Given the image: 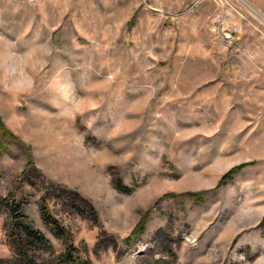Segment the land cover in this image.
Listing matches in <instances>:
<instances>
[{"label":"rangeland","instance_id":"obj_1","mask_svg":"<svg viewBox=\"0 0 264 264\" xmlns=\"http://www.w3.org/2000/svg\"><path fill=\"white\" fill-rule=\"evenodd\" d=\"M0 119V258L19 205L48 262L264 264V0H0Z\"/></svg>","mask_w":264,"mask_h":264},{"label":"trees","instance_id":"obj_2","mask_svg":"<svg viewBox=\"0 0 264 264\" xmlns=\"http://www.w3.org/2000/svg\"><path fill=\"white\" fill-rule=\"evenodd\" d=\"M0 129L2 134V139H0V156L4 150L9 148V142H6L5 139H10L11 141L21 145L29 156L26 166L23 170V174L29 176L32 169L37 170L31 156L30 146L26 145L17 135L9 130L1 119ZM245 165L246 163H241L230 168L225 174L222 175L217 185L210 190L188 191L182 195L189 197L196 203L204 202L208 197V192H215L221 186H224L228 182L232 181L235 174ZM55 188L59 189L57 185ZM177 196L179 195L175 193H169L166 195V197ZM73 197L76 196L73 195ZM7 200L8 197H0L1 202H6ZM7 211L8 220L5 224V229L7 230V236L13 254L8 258H0V264H91L89 262L83 261L77 255V251L72 244L67 245V252L61 255V260L57 261L56 258H52L49 260V262L46 261V259L42 256L41 251L52 249L53 246L50 240L27 218L19 205L9 206ZM149 213L150 212L145 213V215L142 216V218L136 223L130 235L125 238L126 243L136 242L143 237L146 224L148 222ZM41 215L44 222L58 232L59 224L52 216L50 209L46 205L45 199H41Z\"/></svg>","mask_w":264,"mask_h":264},{"label":"built area","instance_id":"obj_3","mask_svg":"<svg viewBox=\"0 0 264 264\" xmlns=\"http://www.w3.org/2000/svg\"><path fill=\"white\" fill-rule=\"evenodd\" d=\"M234 38V30L229 29L227 32H225L224 39L227 41H230Z\"/></svg>","mask_w":264,"mask_h":264}]
</instances>
